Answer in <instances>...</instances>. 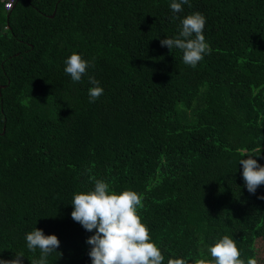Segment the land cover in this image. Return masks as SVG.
<instances>
[{"label":"trees","instance_id":"1","mask_svg":"<svg viewBox=\"0 0 264 264\" xmlns=\"http://www.w3.org/2000/svg\"><path fill=\"white\" fill-rule=\"evenodd\" d=\"M6 1L0 257L39 259L25 239L38 228L60 241L48 264H92L95 230L71 218V202L103 180L141 196L163 264L210 258L224 235L241 259H256L264 200L250 207L239 161L255 151L264 166V0H189L176 14L172 0H15L9 10ZM194 12L206 18L210 54L193 68L160 41ZM73 52L90 63L79 82L64 71ZM90 76L104 90L95 102Z\"/></svg>","mask_w":264,"mask_h":264},{"label":"clouds","instance_id":"2","mask_svg":"<svg viewBox=\"0 0 264 264\" xmlns=\"http://www.w3.org/2000/svg\"><path fill=\"white\" fill-rule=\"evenodd\" d=\"M189 0H172L170 8L174 14L183 12V5ZM189 7L191 5L189 4ZM177 17L174 15L173 19ZM181 29L175 38L160 41L171 51L178 48L183 52V62L196 67L205 54H210V47L205 41L203 30L206 18L199 12L188 14L180 21ZM89 61L73 52L65 61L64 71L73 82H79L87 74ZM89 102H95L103 95V88L94 77H89ZM241 159L243 179L249 193L255 194L264 184V166H261L255 151L244 154ZM264 199V196L259 197ZM71 218L89 232L95 230L86 243L91 245L89 256L92 264H163L164 256L157 244L151 239L148 227L141 222L138 208L142 207L141 196L132 190L119 193L111 191L109 184L96 180L94 190L75 193L71 202ZM27 248L35 252L40 250V258L31 264H48L47 257L56 249L60 241L56 235H45L43 230L35 228L26 234ZM210 258H197L192 264H257L255 258L241 259L236 241L229 235L217 239L208 248ZM23 253H17L12 259L0 257V264H23ZM167 264H189L184 258H169Z\"/></svg>","mask_w":264,"mask_h":264},{"label":"rangeland","instance_id":"3","mask_svg":"<svg viewBox=\"0 0 264 264\" xmlns=\"http://www.w3.org/2000/svg\"><path fill=\"white\" fill-rule=\"evenodd\" d=\"M249 193V192H247ZM251 194V193H249ZM263 196V193L260 191V186L257 188L255 194L253 195V198L256 200L255 205L250 204V207H256V205L260 204L259 202V197ZM264 200V199H263ZM255 249L257 252V257L256 260H258V264H264V240L262 239H257V241L255 242Z\"/></svg>","mask_w":264,"mask_h":264},{"label":"built area","instance_id":"4","mask_svg":"<svg viewBox=\"0 0 264 264\" xmlns=\"http://www.w3.org/2000/svg\"><path fill=\"white\" fill-rule=\"evenodd\" d=\"M15 0H7L5 3L6 9H12L14 5Z\"/></svg>","mask_w":264,"mask_h":264},{"label":"water","instance_id":"5","mask_svg":"<svg viewBox=\"0 0 264 264\" xmlns=\"http://www.w3.org/2000/svg\"><path fill=\"white\" fill-rule=\"evenodd\" d=\"M3 87V86H2Z\"/></svg>","mask_w":264,"mask_h":264}]
</instances>
